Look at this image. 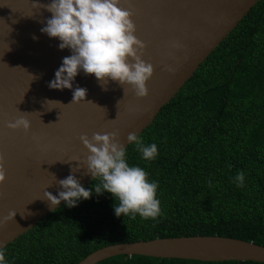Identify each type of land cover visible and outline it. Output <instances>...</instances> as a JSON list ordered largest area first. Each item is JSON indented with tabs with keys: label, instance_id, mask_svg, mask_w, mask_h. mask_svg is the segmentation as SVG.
I'll use <instances>...</instances> for the list:
<instances>
[{
	"label": "water",
	"instance_id": "water-1",
	"mask_svg": "<svg viewBox=\"0 0 264 264\" xmlns=\"http://www.w3.org/2000/svg\"><path fill=\"white\" fill-rule=\"evenodd\" d=\"M258 0H120L132 12L134 35L145 44L142 59L153 72L147 94L131 86L106 85L79 72L73 81L87 89L72 102V89L48 87L68 48L40 29L50 18V0H0V248L31 229L60 204L51 206L44 192L56 195L58 181L70 173L82 186L92 177L85 164L88 150L81 135L117 134L125 147L155 118L204 59L231 32ZM170 69V70H169ZM28 131L6 123L19 116ZM4 217H7L5 219ZM143 255L201 261L264 262V246L219 235L157 237L109 244L88 253L77 264H96L116 255Z\"/></svg>",
	"mask_w": 264,
	"mask_h": 264
},
{
	"label": "trees",
	"instance_id": "trees-1",
	"mask_svg": "<svg viewBox=\"0 0 264 264\" xmlns=\"http://www.w3.org/2000/svg\"><path fill=\"white\" fill-rule=\"evenodd\" d=\"M127 159L159 182L161 214L117 217L111 194L65 202L3 247L8 264H77L97 248L157 237L219 235L264 246V0H258L140 134ZM230 166V167H229ZM243 171L237 187L235 175ZM98 177L85 188H92ZM211 182V183H209ZM96 264H264L116 255Z\"/></svg>",
	"mask_w": 264,
	"mask_h": 264
},
{
	"label": "clouds",
	"instance_id": "clouds-1",
	"mask_svg": "<svg viewBox=\"0 0 264 264\" xmlns=\"http://www.w3.org/2000/svg\"><path fill=\"white\" fill-rule=\"evenodd\" d=\"M43 7L51 16L46 18L40 31L57 38L59 49L70 50V55L63 57L54 71L49 88L72 89V102L83 99L87 89L73 88L75 77L83 71L85 75L92 74L102 86L112 80L131 86L137 97L147 94L146 81L153 66L141 58L145 44L134 35L132 12L121 7L120 0H50ZM6 127L28 131L30 122L22 115L7 122ZM80 140L89 153L85 161L87 171L92 177H98L99 182L85 188L70 173L58 181L62 190L56 195L44 192L51 206L64 201L68 207H74L79 201L90 198L94 191L95 194H111L117 217L123 214L132 219L137 215L155 219L161 214L157 198L159 182L149 180L144 168L128 162L127 149L115 132L93 133L91 139L81 135ZM127 141L134 145L142 159L151 161L157 157L156 143H145L136 133H129ZM4 179L3 157L0 156V182ZM234 182L237 187L243 186V171L235 175ZM0 264H8L3 248H0Z\"/></svg>",
	"mask_w": 264,
	"mask_h": 264
}]
</instances>
